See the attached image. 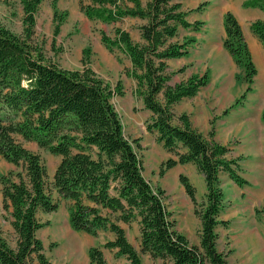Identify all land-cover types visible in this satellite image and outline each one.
Returning a JSON list of instances; mask_svg holds the SVG:
<instances>
[{"label":"trees","instance_id":"trees-1","mask_svg":"<svg viewBox=\"0 0 264 264\" xmlns=\"http://www.w3.org/2000/svg\"><path fill=\"white\" fill-rule=\"evenodd\" d=\"M42 1L20 0L24 12L21 33L0 22V156L16 166L2 173L0 182L3 204L10 209L17 234L13 246L0 227V264H55L38 236L47 223L40 220L38 212L57 210L61 200L69 201V221L74 229L92 235L101 231L114 234L103 246L89 248L88 264H112L103 248L126 256L129 262L124 264H145L123 226L135 220L140 225L141 252L148 253L156 264H231L227 253L218 247L217 227L228 223L220 218L225 207L221 174L227 173L239 185L246 184L248 180L241 174L243 156L232 155L231 145L215 138L214 125L205 134L193 126L186 112L173 110L176 102L194 96L208 84L209 71L169 83L173 72L168 70L167 59L187 55L197 42L195 36L170 39L180 25L200 30L204 21L190 22L178 0H148L146 5L142 0H90L86 4L80 0L81 9L90 18L104 22L127 16L147 20L140 25L142 42L133 40L119 26L113 35L102 32V41L131 59L127 74L136 79L134 91L152 112L146 128L175 155L161 164L160 172L193 163L204 175L206 193L199 202L194 184L186 174H180L201 219L200 244H193L176 229L165 190L153 186L144 175L137 149L140 138L126 134L113 102L121 89L88 65L89 51L82 68L67 69L49 59L35 41L36 13ZM243 4L264 11V0H245ZM56 19L58 33L63 17ZM223 25V45L240 69L236 78L247 84L224 110L227 114L244 103L258 70L242 25L232 11L225 12ZM250 27L264 46V16ZM23 141H36L61 156L52 181L41 155Z\"/></svg>","mask_w":264,"mask_h":264},{"label":"rangeland","instance_id":"rangeland-1","mask_svg":"<svg viewBox=\"0 0 264 264\" xmlns=\"http://www.w3.org/2000/svg\"><path fill=\"white\" fill-rule=\"evenodd\" d=\"M83 2L86 4L90 0H83ZM142 2L145 4V0ZM242 2L243 0H182V8L188 12L187 18L192 22L203 20L204 24L200 30H195L193 27L183 28L180 25L177 35L170 39V41L182 40L185 36L197 38V42L190 47L191 62L187 65L186 72H176L171 82L178 81L187 73H202L206 69L209 70L211 80L201 89V94L207 103L211 102L213 107L209 120H214L215 138L220 142L225 141V137L221 136L218 118L222 116L220 114L223 109L234 102L243 91V87H239L242 82H239L231 71L234 59L223 46V15L229 9L235 13L244 11ZM23 13L20 0H0V22L16 33H21L23 30ZM56 16L63 17L58 33L55 31ZM143 21L144 19L122 18L116 22H104L98 18L88 17L81 9L80 0H43L36 13L34 39L43 47L49 59L67 69L82 68L83 61L86 59L85 52L89 51L88 65L113 87L121 89L122 94L115 95L113 102L122 117L126 134L132 139L140 138V147L137 149L143 159L144 175L153 186H159L165 190V202L175 220L176 229L185 234L191 243L200 244L201 219L195 213V205L180 181V174H186L194 184L199 202L203 200L206 193L204 175L193 163L177 164L164 173L160 172L161 164L168 157L175 155L156 139L153 132L147 130L146 123L151 118L152 112L145 108L142 97L134 93L133 78L127 76V68L120 50L110 49L102 42V32L113 35L118 26H132L136 29V26ZM242 24L248 34L250 20L242 21ZM255 63L258 70L252 84L255 97L251 95L247 102L248 93L244 104L247 102L245 105L247 108L259 107L255 130L262 132L264 130L262 118L264 50L255 53ZM238 71L237 68L235 73ZM223 85L231 86V93L227 100L219 101L216 90L223 88ZM238 110L240 109L237 108L236 111ZM211 128V125L207 128L203 127V132L207 134ZM241 135L231 137L227 143L235 148L232 152L235 156L238 154L237 149L242 146L241 154L245 156V159L241 160V174L247 178L248 182L239 185L227 173L221 174L225 207L221 211L220 218L228 223L218 225L217 232L218 247L224 250L229 248L231 234L243 220L245 222L264 221L262 210L264 207V145L262 148L258 147L256 154L251 150L253 140H247L246 135L242 137ZM23 142L26 147L41 155L47 168L48 180L52 181L61 156L39 146L36 141ZM239 142L240 145H238ZM257 157L258 161L255 162L254 167L251 162ZM14 169H16L14 164L0 156V175ZM68 207L69 201L61 200L57 210L39 211L38 217L47 223L38 230V236L43 240L46 253L55 264H88L89 248L95 245L103 246L107 240L114 238V234L101 231L98 235H92L74 229L69 221ZM11 220L10 209H6L3 204L0 182V227L9 243L14 246L17 234ZM123 226L129 241L140 251L143 262L156 264L148 253L141 252L139 222L135 220ZM103 249L106 258L112 264L129 262L126 256L117 255L116 249Z\"/></svg>","mask_w":264,"mask_h":264},{"label":"crops","instance_id":"crops-1","mask_svg":"<svg viewBox=\"0 0 264 264\" xmlns=\"http://www.w3.org/2000/svg\"><path fill=\"white\" fill-rule=\"evenodd\" d=\"M147 1L148 0H145V4H143V5H146ZM244 1L245 0H243V2H242L244 11L240 10L237 13H235L232 9H229V10L232 11L236 15V17L239 19V21L242 25L245 37H246L248 44H249V47L251 49L253 59L255 61V53L256 52L257 53L263 52L264 46L259 41L257 36L252 32L250 26H249L250 27L249 33L247 34L245 32L242 21L250 20V25H251V23L254 20L264 16V11L258 7H246L243 4ZM179 2H182V0ZM182 6H183V4H182ZM185 11H187V10H185ZM187 14H188V12H187ZM223 17H224V15H223ZM123 18L139 19V20L142 19L140 17H131V16H127V17H123ZM146 21L147 20L144 19V21L140 25L146 23ZM113 22H116V21H113ZM190 22H192V21H190ZM140 25L136 26V29H135V27L133 28L132 26H119V27L126 29L130 33L133 40L142 42L143 37H142ZM223 27H224V25H223ZM183 28H185V27H183ZM186 28H190V27H186ZM224 36H225V30H224ZM120 54L124 60L126 68H130L132 66V61L129 58V56L127 54H125L124 52H122L121 50H120ZM229 54L231 55L230 52H229ZM190 57H191V51L187 55L167 59L168 70L170 72H173L172 77L169 80L170 84H175L178 81H181L183 79L188 78L192 74L199 73V72L187 73L184 77H182L178 81L171 82V80H172L173 76L176 74V72H180V73L186 72V69L188 68L187 65L191 62ZM233 61H234V64H233L231 71L234 73V75L236 77V74L239 71L237 73H235V72L237 71V68L239 69V67L236 64L235 60H233ZM181 68H183V69L181 70ZM206 71H209V70L206 69L204 72L199 73V74H203ZM209 75H210V72H209ZM127 76L131 77L129 75H127ZM131 78H133V77H131ZM210 80H211V78H210ZM210 80H209L208 84L210 83ZM133 83H134V86L136 88L137 81L135 78H133ZM207 85H205V86H207ZM205 86H203V87H205ZM246 86H247V84L242 82L239 87L240 88L243 87L242 89L244 91ZM203 87H201L200 90L197 92V94H195L194 96L184 97L180 101L176 102L173 105L176 109L175 110L173 107V110L176 113L180 114V113L186 112L189 115L193 126L198 128L202 132H203V127L207 128L209 125H211V126L214 125V124H212L213 119L209 120V118L211 117V113H213L212 112L213 107L211 105V102L207 103V101L202 96L201 89ZM135 88H134V90H135ZM230 90H231V86H226V85L225 86L223 85V88L216 90V92L218 93V100L219 101L227 100L228 95L231 93ZM243 91H242V93H243ZM134 93H135V91H134ZM254 93H255V89L253 88V90L251 92H249L247 102H248L249 98L254 95ZM205 97H207V96H205ZM254 97H255V95H254ZM247 102H245V104L243 103L244 104V105L242 104L243 106L237 107L240 110L236 111L237 108H234L227 114H223V112L228 106L226 108H224L222 113L220 114L222 116L220 118H218L220 120L219 128L221 130V136L225 137V141H222V143L224 142L225 144H230L227 142H229V139L231 137H234V136L238 137L241 134L243 136L246 135L245 138L247 137V140H253L251 143V150H253L257 154L258 147L260 148V146H261V148H262V146L264 145V130L262 132L261 131L257 132L255 130V125H256L255 120L257 121V119H258L259 107H255V109L252 106L250 108H247V107H245V105H247ZM242 129H244V130L241 131ZM241 132H243V133H241ZM242 135H241V137H242ZM238 145H240V142L238 143ZM233 149H235V148H233ZM239 149H237V151H238L237 155H242L241 154L242 146H240ZM235 151L236 150H234V152ZM242 156H243V159H245V156L244 155H242ZM257 159H258V157L251 162L252 166L255 167V162L258 161ZM229 245L230 246L227 250H224L221 248H219V249L223 250L227 253L228 260L231 262V264H264V221L261 222V221L255 220L253 222H245L243 220V222L240 223L237 226V228L234 230L233 234H231V240H230Z\"/></svg>","mask_w":264,"mask_h":264},{"label":"bare ground","instance_id":"bare-ground-1","mask_svg":"<svg viewBox=\"0 0 264 264\" xmlns=\"http://www.w3.org/2000/svg\"><path fill=\"white\" fill-rule=\"evenodd\" d=\"M261 170V169H260Z\"/></svg>","mask_w":264,"mask_h":264}]
</instances>
